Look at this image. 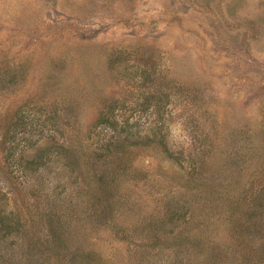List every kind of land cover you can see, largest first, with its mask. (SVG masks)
<instances>
[{"label": "rangeland", "instance_id": "obj_1", "mask_svg": "<svg viewBox=\"0 0 264 264\" xmlns=\"http://www.w3.org/2000/svg\"><path fill=\"white\" fill-rule=\"evenodd\" d=\"M108 139L119 156L99 165ZM119 165L124 214L98 227L94 173ZM263 190L264 0H0V264H65L31 249L47 212L87 251L71 264H238L233 227ZM164 196L193 210L203 249L149 246L137 219ZM251 244L264 252V226Z\"/></svg>", "mask_w": 264, "mask_h": 264}, {"label": "trees", "instance_id": "obj_2", "mask_svg": "<svg viewBox=\"0 0 264 264\" xmlns=\"http://www.w3.org/2000/svg\"><path fill=\"white\" fill-rule=\"evenodd\" d=\"M111 114V113H110ZM115 122L109 120L108 124H113ZM10 127L12 128V125H7L4 132L2 133V141H1V150L4 149L7 153L5 158H8V156L13 155L11 153V150L9 149L10 146H12V140L14 138V135L12 132L9 135V130L11 131ZM106 142V141H105ZM101 144L98 147L97 151V157L95 158V162H104L106 164L107 160L111 157V155L119 156V146H117L118 142L107 140V142ZM111 148H110V147ZM104 148H106L109 153L104 154ZM103 151V152H102ZM38 159H42L41 157H37ZM115 159V158H112ZM33 164V162H31ZM106 166V165H104ZM33 168L32 166H30ZM36 165L34 166V168ZM119 168V169H118ZM126 167H122L119 165L117 168H111L110 170L105 167L101 173H94V180L92 181V185L94 186L93 192L90 195L93 198V202L91 203V206L94 205L96 202H103L104 210L106 213L103 212H97V209L95 207L94 211L92 212L93 215L88 216L90 218L99 219V221L103 220L102 223H98V227L100 225H106L107 217L112 219H119L121 220V216L124 214V205L127 204L126 201H122L121 205H117L119 208H116V203L121 202V200H125V196L122 194H118V176H121L125 173ZM8 174L10 172L7 171ZM188 180V179H187ZM193 180L186 181V183H180L177 182L176 185L184 186L187 190L189 187L192 189L194 188V184L191 183ZM96 189V191H95ZM191 190V189H189ZM212 194H216L217 197H220L221 194L216 190H211ZM264 191V190H263ZM123 198V199H122ZM165 198V196H164ZM232 198V195L229 199ZM251 198V197H250ZM181 200V199H179ZM165 203L162 205L163 208L161 210L159 207H155L156 210L159 212V215L153 219L151 214H147L148 219H145L143 221L142 219L138 218L137 220L141 221L140 228L144 230L145 238H148L149 246L151 248H173L176 244L181 242H189V241H195L193 243L197 248H202V243L204 242V238L198 237V234H201L200 232L197 234L190 233V228L196 224L195 219H193V210H190L188 206L185 207L186 204L183 206L179 205V202L177 199L171 200L169 198H165ZM234 200L232 201L233 204ZM238 206H242V198H241V204L238 198ZM249 202L245 203L246 208L245 212L248 213V222H242L235 225L233 227L234 234L238 233V230L240 227H244V230L246 232V239L244 244H248V247L245 249L244 253L240 252L239 255L241 256H235L234 259L237 261L238 264H264V252H261L259 255H255V249L251 243L254 242L257 237L261 235L262 228L264 226V192H260L258 195L254 196V198L250 199V205ZM173 204V206H172ZM231 204V208H234ZM171 207V208H170ZM87 210V209H85ZM51 214V213H50ZM48 212L44 216L45 223L42 226V230L45 231V237L43 244L40 246L39 241L36 239L33 240V247L31 249L33 250H39L40 253L37 257V261L43 260V262L48 263L54 256L59 255L61 259L64 260L65 264H71L74 263V259L76 256H86V250L83 247L81 243L74 244L72 247L68 246L66 244L65 240L67 239L66 232L60 229H55L53 226V218ZM141 217H144V215H141ZM6 219V217H4ZM3 217H1V221H3V228L8 233L11 234L14 231V227H9L10 223H5ZM263 218V219H262ZM111 219V220H112ZM263 221V222H262ZM97 223V222H96ZM182 223H186L185 225H181ZM178 225H181L178 227ZM178 227L176 229V232L173 230L174 228ZM183 227V228H182ZM200 230V229H199ZM259 235V236H258ZM26 232L21 237H26ZM166 237V238H165ZM171 237V238H170ZM192 237H197L198 239H192ZM250 237V238H249ZM165 238V239H164ZM29 239L30 236H29ZM31 241V240H30ZM253 241V242H252ZM46 246L45 248H42V246ZM210 249V248H209ZM208 249V251H209ZM41 259V260H39ZM256 260H259L256 261ZM206 261L209 262V264H213L214 262H217L216 256H212V253H209V257H206Z\"/></svg>", "mask_w": 264, "mask_h": 264}]
</instances>
